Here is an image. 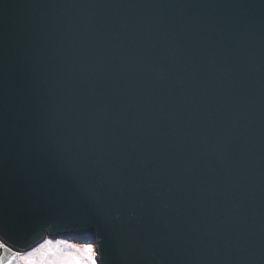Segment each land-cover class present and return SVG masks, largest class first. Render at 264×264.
<instances>
[{
    "label": "water",
    "instance_id": "obj_1",
    "mask_svg": "<svg viewBox=\"0 0 264 264\" xmlns=\"http://www.w3.org/2000/svg\"><path fill=\"white\" fill-rule=\"evenodd\" d=\"M0 227L264 264V0H0Z\"/></svg>",
    "mask_w": 264,
    "mask_h": 264
},
{
    "label": "snow or ice",
    "instance_id": "obj_2",
    "mask_svg": "<svg viewBox=\"0 0 264 264\" xmlns=\"http://www.w3.org/2000/svg\"><path fill=\"white\" fill-rule=\"evenodd\" d=\"M102 256L103 252L86 239L80 243L44 239L30 250H20L12 236L0 227V264H103Z\"/></svg>",
    "mask_w": 264,
    "mask_h": 264
},
{
    "label": "rangeland",
    "instance_id": "obj_3",
    "mask_svg": "<svg viewBox=\"0 0 264 264\" xmlns=\"http://www.w3.org/2000/svg\"><path fill=\"white\" fill-rule=\"evenodd\" d=\"M48 239H50V238H48ZM52 240H53V243H55L57 240H65L68 243H78V242H74V241H70V240H66V239H52Z\"/></svg>",
    "mask_w": 264,
    "mask_h": 264
}]
</instances>
